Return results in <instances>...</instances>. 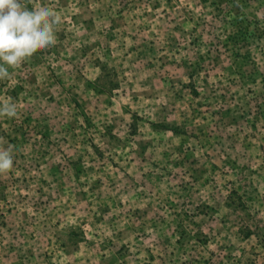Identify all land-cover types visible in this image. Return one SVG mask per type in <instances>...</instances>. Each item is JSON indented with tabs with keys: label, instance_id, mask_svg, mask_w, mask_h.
I'll return each instance as SVG.
<instances>
[{
	"label": "rangeland",
	"instance_id": "rangeland-1",
	"mask_svg": "<svg viewBox=\"0 0 264 264\" xmlns=\"http://www.w3.org/2000/svg\"><path fill=\"white\" fill-rule=\"evenodd\" d=\"M24 3L60 22L0 81V264H264V0Z\"/></svg>",
	"mask_w": 264,
	"mask_h": 264
},
{
	"label": "clouds",
	"instance_id": "clouds-1",
	"mask_svg": "<svg viewBox=\"0 0 264 264\" xmlns=\"http://www.w3.org/2000/svg\"><path fill=\"white\" fill-rule=\"evenodd\" d=\"M58 13L50 7L28 9L24 0H0V81L10 80L9 68H19L35 53L57 41ZM14 103H0V117L14 118ZM13 167L12 148H0V173Z\"/></svg>",
	"mask_w": 264,
	"mask_h": 264
},
{
	"label": "trees",
	"instance_id": "trees-1",
	"mask_svg": "<svg viewBox=\"0 0 264 264\" xmlns=\"http://www.w3.org/2000/svg\"><path fill=\"white\" fill-rule=\"evenodd\" d=\"M239 30H240V35L239 36H241L242 41L247 40V37H249L248 29H243L242 27H240ZM234 35H236V34H234ZM228 38L231 39L232 37L231 36H228Z\"/></svg>",
	"mask_w": 264,
	"mask_h": 264
}]
</instances>
